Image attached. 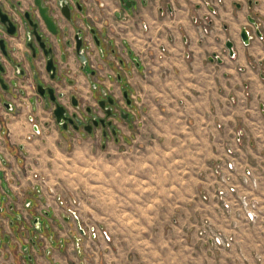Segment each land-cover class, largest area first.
Returning <instances> with one entry per match:
<instances>
[{"label":"crops","instance_id":"crops-1","mask_svg":"<svg viewBox=\"0 0 264 264\" xmlns=\"http://www.w3.org/2000/svg\"><path fill=\"white\" fill-rule=\"evenodd\" d=\"M102 1L109 12L106 24L117 28L116 53L105 47L93 81L116 98L128 86L137 96L138 123L117 122L116 139L99 131L81 139L59 130L42 110L34 113L35 132L24 96L14 102L19 114L0 110V156L7 161L0 163V264H27L29 255L36 264L33 246L19 249L30 228L27 215L36 216L32 227L36 220L44 226L30 195L43 194L39 176L49 174L45 161L61 152L62 142L85 160L92 153L88 144L98 143L101 189L119 195L137 193L134 185L139 184L147 185L149 193L158 185L165 193L167 184H197L205 169L218 177L221 170L229 183L259 202V218L248 227L264 230V41L254 37L244 46L240 40L242 28L254 31L249 17L259 22L264 37V0H150L147 7L137 2L134 26L110 18L116 0ZM96 16L97 11L91 23L101 34ZM205 20H211V31L202 35L199 25ZM227 40L234 44L233 58ZM86 91L79 84V96ZM244 174L257 186L242 182ZM43 195L41 201L52 204L55 216L65 214L54 193Z\"/></svg>","mask_w":264,"mask_h":264},{"label":"rangeland","instance_id":"rangeland-1","mask_svg":"<svg viewBox=\"0 0 264 264\" xmlns=\"http://www.w3.org/2000/svg\"><path fill=\"white\" fill-rule=\"evenodd\" d=\"M58 145L61 152L45 161L49 174L39 176V187L43 194H55L65 214L55 216L52 204L41 201L42 191L31 194L49 228L30 231L36 216L27 215L30 228L19 247L22 252L34 239L36 264H264V230L248 227L259 218V202L229 183L221 170L218 177L205 169L197 184H167L165 193L158 185L149 193L139 184L137 193L119 195L101 189L98 143L88 144L92 153L86 160L71 144ZM241 177L253 186L248 174ZM236 193L241 194L229 197Z\"/></svg>","mask_w":264,"mask_h":264},{"label":"flooded vegetation","instance_id":"flooded-vegetation-1","mask_svg":"<svg viewBox=\"0 0 264 264\" xmlns=\"http://www.w3.org/2000/svg\"><path fill=\"white\" fill-rule=\"evenodd\" d=\"M116 1L117 7L111 11L110 18L127 26L135 24L137 2L143 7L151 2ZM166 7L165 3L160 12L165 13ZM96 11L101 34L91 23ZM107 17L109 12L102 0H0V110L19 114L21 109H16L14 102L24 96L30 106L27 121L35 132H39V126L34 113L42 110L59 130L69 135L78 134L81 139L90 137L95 131L116 139L117 122L136 125V94L123 85L119 98H116L109 89L101 87L100 82L93 81L100 70L99 61L105 47L116 53L117 28H109L105 22ZM257 24L260 27L259 22ZM211 25V20L201 22V34L210 33ZM142 26L147 30L146 24L142 23ZM245 29L249 35L248 45L254 37L264 41L260 28L259 37L255 35V28L253 32ZM227 42L232 43V56L226 47ZM225 48L233 58L235 49L231 40L225 42ZM72 65L76 67L75 71H72ZM79 84L87 89L86 93L81 92V97L77 92ZM19 85L24 86L22 90L17 89ZM25 86L30 89V95H27ZM66 86L69 91H65ZM57 107L62 108L66 120L57 121L54 114ZM0 163L6 165L7 161L0 156ZM38 222L34 221L33 232L49 228V225L40 226ZM78 230L84 233L79 225ZM30 241L31 245H36L34 239ZM27 257L29 262L33 261L30 255Z\"/></svg>","mask_w":264,"mask_h":264},{"label":"water","instance_id":"water-1","mask_svg":"<svg viewBox=\"0 0 264 264\" xmlns=\"http://www.w3.org/2000/svg\"><path fill=\"white\" fill-rule=\"evenodd\" d=\"M248 20L255 28V35L259 37L261 35L260 31H259V25L257 24V22L254 19H252L250 17L248 18ZM240 38H241V41L243 42L244 45H248V43H249V35H248V31L245 28H243L241 30ZM226 47H227V49L230 52V56H232L233 55L232 43L231 42H227L226 43ZM54 114H55L58 122H61V120H66V118L63 116L62 108L57 107L56 110L54 111Z\"/></svg>","mask_w":264,"mask_h":264},{"label":"built area","instance_id":"built-area-1","mask_svg":"<svg viewBox=\"0 0 264 264\" xmlns=\"http://www.w3.org/2000/svg\"><path fill=\"white\" fill-rule=\"evenodd\" d=\"M263 178H264V175H263ZM249 181H250V180H249ZM250 182H251V181H250ZM252 183H253V186L256 187V184H257L256 180H253ZM71 212H72V211H71ZM73 213H74V212H73Z\"/></svg>","mask_w":264,"mask_h":264},{"label":"bare ground","instance_id":"bare-ground-1","mask_svg":"<svg viewBox=\"0 0 264 264\" xmlns=\"http://www.w3.org/2000/svg\"><path fill=\"white\" fill-rule=\"evenodd\" d=\"M50 145V144H49ZM32 149V148H31Z\"/></svg>","mask_w":264,"mask_h":264}]
</instances>
